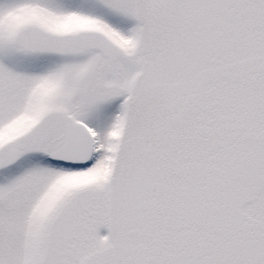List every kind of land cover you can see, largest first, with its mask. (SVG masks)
<instances>
[{"label":"snow or ice","instance_id":"snow-or-ice-1","mask_svg":"<svg viewBox=\"0 0 264 264\" xmlns=\"http://www.w3.org/2000/svg\"><path fill=\"white\" fill-rule=\"evenodd\" d=\"M0 264H264V0H0Z\"/></svg>","mask_w":264,"mask_h":264}]
</instances>
